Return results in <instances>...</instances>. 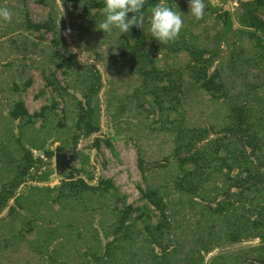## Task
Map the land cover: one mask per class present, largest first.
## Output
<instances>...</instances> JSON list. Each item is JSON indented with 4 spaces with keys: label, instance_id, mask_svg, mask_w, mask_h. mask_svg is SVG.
I'll list each match as a JSON object with an SVG mask.
<instances>
[{
    "label": "trees",
    "instance_id": "16d2710c",
    "mask_svg": "<svg viewBox=\"0 0 264 264\" xmlns=\"http://www.w3.org/2000/svg\"><path fill=\"white\" fill-rule=\"evenodd\" d=\"M28 1L0 0L12 13L0 19V264H264V0H231L233 10L204 0L200 19L188 0H146V16L154 4L181 15L168 43L135 26L97 29L103 0H34L48 8L37 21ZM60 1L78 43L111 75L106 106L116 122L136 120L169 150L148 161L135 138L136 203L112 178L94 182L80 152L76 175L47 183L55 152L99 130L103 86L69 48ZM32 68L48 96L29 112ZM203 108L204 120L190 115ZM116 139L92 145L118 158Z\"/></svg>",
    "mask_w": 264,
    "mask_h": 264
},
{
    "label": "rangeland",
    "instance_id": "374dc122",
    "mask_svg": "<svg viewBox=\"0 0 264 264\" xmlns=\"http://www.w3.org/2000/svg\"><path fill=\"white\" fill-rule=\"evenodd\" d=\"M211 3L213 5H222L223 9L229 10H233V7L236 5V2L231 0H227L223 4H221L220 0H211ZM27 5L33 20H42L45 17L48 10L47 7L35 3L34 0H29ZM58 8L60 11V14H58V24L69 44V48L73 51L76 58L80 62L95 65L101 74L103 83V86L98 94L100 104L99 130L86 139H80L73 147H75L76 152H80L88 157L86 167L93 173L94 182L99 176L110 177L113 179L115 184L119 186L120 190L127 195V201L136 203L139 196L136 185L141 179L137 167V151L135 146V142L137 140L135 138H140L138 143L141 145L144 157L148 161L161 160L162 156L168 153L169 150L163 140L152 136H144V126H136V120L133 121V119L128 125L124 123L123 119L116 122L112 116V110L106 106V96L107 92H109V79L111 77L110 73L107 71L106 67L93 57V54L90 51H87L78 43L74 36V25L71 23L70 15L61 1L58 2ZM37 37L41 39L44 38L45 40L43 41L45 42L50 38V34L43 33L42 36L38 35ZM30 72L33 76V82L32 85L23 93V97L27 109L29 112H33L42 104L47 103L46 98L48 94L38 95L43 81L40 77L39 70L32 68ZM125 76L124 81L128 82L129 76ZM207 113L208 110L206 108L201 110H190V115H192L193 118L196 114H199L203 120L205 119ZM116 135L117 139L113 140V143L118 152V158H114L104 145H101L99 148L93 147L92 145V141L95 137L112 138ZM124 137L130 138L126 141L123 139ZM58 142H60V139L53 143L48 142V145L50 148L54 149ZM66 150L69 149L66 148ZM34 154L38 155L40 153L38 151H34ZM50 162L51 167L53 168V174L50 175L47 183L51 185L58 183L69 170H73L76 175L75 168H78L81 165L80 159L77 157L76 160L72 161L70 168L66 169L61 174H55L54 156L50 159Z\"/></svg>",
    "mask_w": 264,
    "mask_h": 264
},
{
    "label": "clouds",
    "instance_id": "9594fccd",
    "mask_svg": "<svg viewBox=\"0 0 264 264\" xmlns=\"http://www.w3.org/2000/svg\"><path fill=\"white\" fill-rule=\"evenodd\" d=\"M88 0H79L78 8H83ZM146 0H103V19L96 23L97 29L104 33L118 29L121 33H128L135 26L142 29L149 37L159 43L174 40L183 24L181 15L164 4H154L150 12H145ZM190 14L196 19L204 15V0H188ZM131 14V15H129ZM12 13L8 8H0V19L10 21ZM147 25V27H145ZM112 45V53L118 55V49Z\"/></svg>",
    "mask_w": 264,
    "mask_h": 264
},
{
    "label": "water",
    "instance_id": "95a60500",
    "mask_svg": "<svg viewBox=\"0 0 264 264\" xmlns=\"http://www.w3.org/2000/svg\"><path fill=\"white\" fill-rule=\"evenodd\" d=\"M67 151L55 152L54 163H55V174H61L66 169L71 167L72 161L77 159L76 150H73L72 156L66 158Z\"/></svg>",
    "mask_w": 264,
    "mask_h": 264
},
{
    "label": "flooded vegetation",
    "instance_id": "af4514ba",
    "mask_svg": "<svg viewBox=\"0 0 264 264\" xmlns=\"http://www.w3.org/2000/svg\"><path fill=\"white\" fill-rule=\"evenodd\" d=\"M75 149V147H72L70 150H63V151H67V155L66 158L72 156L73 150ZM62 152V151H61ZM76 156H77V152H76ZM78 157V156H77Z\"/></svg>",
    "mask_w": 264,
    "mask_h": 264
}]
</instances>
